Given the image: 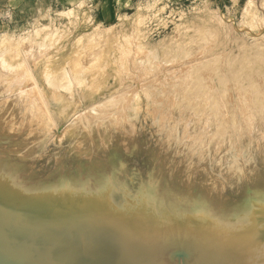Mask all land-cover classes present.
<instances>
[{"label": "rangeland", "instance_id": "rangeland-1", "mask_svg": "<svg viewBox=\"0 0 264 264\" xmlns=\"http://www.w3.org/2000/svg\"><path fill=\"white\" fill-rule=\"evenodd\" d=\"M6 1L0 264H189L207 243L175 240L187 228L170 217L183 221L204 184L214 208L237 203L229 178L209 172L215 155L232 165V147L248 167L249 144L264 156V0ZM118 173L128 197L111 192ZM141 214L139 248L125 234ZM253 243L258 264L264 236Z\"/></svg>", "mask_w": 264, "mask_h": 264}, {"label": "bare ground", "instance_id": "bare-ground-1", "mask_svg": "<svg viewBox=\"0 0 264 264\" xmlns=\"http://www.w3.org/2000/svg\"><path fill=\"white\" fill-rule=\"evenodd\" d=\"M233 69L234 72L237 71L235 68ZM7 104L10 105L9 103ZM254 106L256 108L255 110L257 111L261 109V104L258 99H256ZM211 108L213 109V114L217 116L219 110L214 100ZM128 115L131 120H134V122L138 121L137 123H135V125L133 124L134 126L132 125V128H141V123L139 122V119L141 118L140 113H131ZM90 129L92 128L90 127L89 130ZM116 132L117 134L115 132L114 133L118 138L120 136V133L118 134V131ZM109 133L106 132L107 135ZM218 135L220 136V134ZM135 139L141 140V148L143 146H146L145 143L142 142V139L139 135L136 136ZM4 142H6V144L8 145L12 144V141L10 139H6ZM85 146L89 147V150L96 148L90 147V144H86ZM249 147H252V149H254V154L251 157L253 164L251 166L246 167L238 164L237 161H235L237 157L234 158L233 156L234 149L231 147L228 150L227 157L233 158V164L231 165V163L224 162L226 159L225 155L222 154L221 158L219 159L218 156L215 155L213 157L214 161L212 162L213 166L209 170L210 173H213V170H215L221 175V177L229 178L230 186L232 187V189H234V193L231 196L237 198L236 204H233L231 206L229 205L227 207H221L218 209L214 208L215 205L214 203H212L213 201L206 200L205 197H203V195L201 194L210 192L208 189H204V184L202 186L203 189H201L202 187L195 188L194 192L196 193H194V195L190 193L191 200L188 206L187 215L185 216L186 218L183 221L174 218V216L170 217V220L174 222L173 225L183 226L185 227L184 230L187 228L186 234L184 235H180L179 233L173 234L172 237L175 240L180 238L181 240L186 241L187 245H189V247L191 248L196 247L197 243L202 241H205L207 243V246L203 247L198 252H192L186 258L189 264H253L256 255H260V247L258 244L253 243V239L257 238L258 236H264V170L261 166L264 165V161L262 160L264 156L262 155L259 157L257 154V150L256 148H253V145L247 144L246 147H244V150ZM138 148L132 149L130 147V150L133 153L139 152L140 149ZM262 148L263 150H261L260 152L264 153V146ZM215 150L216 149L212 147L211 149H209V152ZM244 150H242V152H244ZM259 159H261V161H258ZM116 160L122 161L123 159L121 155H116ZM225 167L227 168L226 170ZM241 175L245 177V183H243V180H241L240 182ZM121 179L122 175L121 173H118V175L116 176V180L118 182L116 183V187H112L111 192L112 194H115L124 190L126 196L128 197L129 188L128 190L127 188H125L126 182ZM187 191L188 194L189 192H191L188 189ZM212 195L215 194L213 193ZM7 199L8 198H5L4 201L6 202ZM106 206L109 209L108 202ZM111 206H114L113 201H111ZM145 217H147L146 214H141L138 219H133L132 222H138V224L135 225L134 231L128 230L125 234V237L129 240L130 245L134 247L140 248L149 245L148 242H143L140 240L141 236L145 235L142 233L146 230L140 231L137 229V227L142 226L143 222L145 221ZM145 237L146 235L144 236V238ZM66 247L68 248L67 244L64 243L62 248L60 249V254L66 252ZM137 251L138 250L134 251V253H136ZM70 255H72L73 257L71 251L67 255V257H69ZM115 255H119V252H116ZM42 260L43 258L40 260L39 264H41ZM258 262V264H264V257H260V260H258Z\"/></svg>", "mask_w": 264, "mask_h": 264}, {"label": "crops", "instance_id": "crops-1", "mask_svg": "<svg viewBox=\"0 0 264 264\" xmlns=\"http://www.w3.org/2000/svg\"><path fill=\"white\" fill-rule=\"evenodd\" d=\"M5 1L6 0H3L1 4H3ZM22 1L24 3H28V1H30V0H27V1L26 0H22ZM38 1H41V0H38ZM64 1L67 2L68 4L74 5V3H76L78 0H64ZM90 1L96 3V5H98L101 8L107 7L108 3L113 8H118L120 6H124L125 5V0H90ZM10 2H11V0H7L6 1V3H8V5L10 4Z\"/></svg>", "mask_w": 264, "mask_h": 264}]
</instances>
